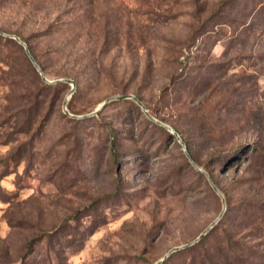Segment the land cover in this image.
I'll return each mask as SVG.
<instances>
[{"label":"rangeland","instance_id":"374dc122","mask_svg":"<svg viewBox=\"0 0 264 264\" xmlns=\"http://www.w3.org/2000/svg\"><path fill=\"white\" fill-rule=\"evenodd\" d=\"M3 2L0 27L27 37L49 79L77 82L69 102L79 115L112 95L138 94L153 106L183 74L175 103L158 111L165 123L177 122L201 161L212 150L191 116L224 126L235 141H264V0ZM211 14L206 32L192 37ZM51 23L55 34L41 35ZM12 63L25 67L0 43V264H155L219 216L221 196L182 143L129 101L113 100L98 115L72 121L63 115L72 84L60 83L44 88L33 129L15 131L13 107L28 100L17 97L24 89L13 85ZM34 81L30 76L28 87ZM209 167L225 200L236 198L234 171ZM52 231L60 259L50 251ZM29 241L39 244L24 258Z\"/></svg>","mask_w":264,"mask_h":264},{"label":"trees","instance_id":"16d2710c","mask_svg":"<svg viewBox=\"0 0 264 264\" xmlns=\"http://www.w3.org/2000/svg\"><path fill=\"white\" fill-rule=\"evenodd\" d=\"M0 4H4L3 0H0ZM212 15L213 14L200 22L194 29L192 37H195L197 33L204 34L206 32L205 27H208L210 20L213 18L211 17ZM51 28H55L53 23L49 24L48 28L45 29L43 31L44 33H41V35L52 36L55 34L56 31ZM0 30L5 33L16 34L26 42L31 54L45 74H47V68L41 60L37 48L28 41L27 37L22 36L17 30L12 31L10 28L0 27ZM0 43H6L13 47L25 63V67L22 69L12 63L15 76L13 85H22L24 89L23 93L19 94L17 97L21 100H28L27 103L24 102L15 105L13 108H16L17 111L12 115L17 117L15 119L17 122L14 126L15 131L28 133L33 129V125L31 124L35 122V119H37L43 111V106L46 102L44 88H57L60 83L66 82L50 85L43 81L40 73L28 56L25 47L16 39L0 34ZM30 76L35 78V85L32 88L28 87ZM182 76L183 74H178L172 84H168L164 87L153 106L144 103L150 110L149 112L163 122H169V120L165 115L160 113L161 110H158L161 106L166 107L173 102L175 103V101L172 102V99H174V97H172L173 91L177 90L175 85L183 82L184 78H182ZM196 77H198V75H196ZM74 96L75 94H73V98ZM136 96L143 101L141 96L138 94ZM123 100L131 102L140 109V105H138L135 100ZM68 109L73 113H79L75 111L71 102H68ZM63 115L65 117L67 116L65 113H63ZM191 118H194L193 121L196 125L201 124V128H204L203 131L207 132L204 135V140H206L212 151L208 154V158L206 157V161H201L199 155L195 153L193 143L191 144L187 141L177 122H174L172 123L174 129L181 134L187 143V151L193 158L195 164L198 167H203V170L210 175L219 190L222 188L217 177L209 167L211 162L219 164L223 172L233 170L232 186L238 192V195L234 199L226 197L227 209L220 221L207 235L198 243L172 253L162 264H264V141L260 136L253 139L247 137L235 141L236 134L232 132L229 133V131L226 130L222 131L221 127L224 126L218 124L216 127L215 122L212 124L207 123L208 120H206L207 118L205 117L191 116ZM71 120L79 121L74 118ZM157 126L166 131L172 138H176L166 127L162 125ZM200 136H203V134ZM112 158L116 163H119L121 160L119 151L115 146L112 149ZM191 164L189 163V165ZM196 172L205 178L209 188L215 193L216 191L210 184L206 174L199 170ZM53 233L52 231L48 234L50 251L52 256L55 255L56 258L60 259L64 251L57 245L56 239L58 236L55 237ZM38 244L39 243L35 241H29L27 244L28 255L25 253L24 258L35 253ZM79 249H81V247L74 249L71 253H75Z\"/></svg>","mask_w":264,"mask_h":264},{"label":"water","instance_id":"95a60500","mask_svg":"<svg viewBox=\"0 0 264 264\" xmlns=\"http://www.w3.org/2000/svg\"><path fill=\"white\" fill-rule=\"evenodd\" d=\"M0 34L2 35H5V36H8V37H12L14 39H16L20 44H22L25 49H26V52L28 54V56L30 57L32 63L34 64V66L36 67V69L38 70V72L40 73L43 81L47 82V83H59V82H66V83H69V84H72V89H71V92L70 94L64 99L63 101V110L65 112V114L71 118H74V119H82V118H87V117H90V116H96L98 115L103 109L104 107L111 101L113 100H123V99H133L135 100L138 105H140V107L142 108V110L144 111V113L153 121L157 122L158 124L166 127L178 140L180 143H182L183 145V149L186 153V156L188 157V159L190 160V162L194 165V167L196 169H198L199 171H202L206 174V176L208 177L209 181H210V184L212 185V187L215 189V191L221 196L222 198V201H223V209L222 211L220 212L219 216L214 220L212 221L195 239L185 243V244H181V245H177V246H174L172 247L164 256H162L158 261H156L155 264H162L172 253L180 250V249H183V248H186V247H189V246H192L196 243H198L205 235H207L212 228H214V226L220 221V219L223 217L226 209H227V205H226V200H225V197L224 195L222 194V192L218 189V187L216 186V184L214 183L213 179L210 177V175L204 171L203 169H201L200 167H198L193 158L191 157V155L189 154V152L187 151V148H186V143L185 141L181 138L180 134L176 131V129H174L171 125L155 118L150 112L149 110L147 109L146 105L144 104V102L139 99L135 94H122V95H112V96H109L108 98H106L93 112L91 113H88V114H84V115H79V114H74L72 112H70V110L68 109V102H69V99L70 97L72 96V94L75 92L76 90V86H77V83L75 80H73L72 78H58V79H49L47 77V75L45 74V72L43 71V69L40 67V65L37 63V61L35 60V58L33 57V55L31 54L30 52V49L28 47V45L26 44V42H24L18 35L16 34H9V33H5L3 31L0 30Z\"/></svg>","mask_w":264,"mask_h":264}]
</instances>
